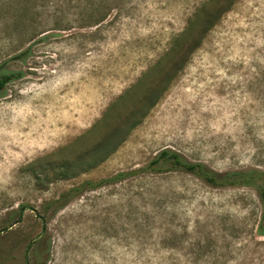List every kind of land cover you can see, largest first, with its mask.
Segmentation results:
<instances>
[{"label":"rangeland","instance_id":"obj_1","mask_svg":"<svg viewBox=\"0 0 264 264\" xmlns=\"http://www.w3.org/2000/svg\"><path fill=\"white\" fill-rule=\"evenodd\" d=\"M17 72L0 97V229L21 206L43 218L27 264H264L252 188L143 170L167 149L264 172V0H0V75ZM85 182L101 184L53 204ZM39 231L24 211L0 264H25Z\"/></svg>","mask_w":264,"mask_h":264},{"label":"trees","instance_id":"obj_2","mask_svg":"<svg viewBox=\"0 0 264 264\" xmlns=\"http://www.w3.org/2000/svg\"><path fill=\"white\" fill-rule=\"evenodd\" d=\"M22 55H16V57H21ZM20 76V73H9L0 75V97L4 93V85L10 80ZM148 172L155 170L163 171H182L201 180L204 184L213 188H223V187H250L252 188L259 200L261 206L260 212V232L262 230V224L264 222V172L256 170H248L241 172H226L217 173L209 168H206L201 163H190L184 160L180 155L175 152L169 151L167 149L161 150L158 154L150 160L147 166L143 169ZM140 170H132L126 173H117L112 179H122L126 176H131L137 174ZM101 184L99 183H82L72 189L67 190L62 193L53 204H58L60 206L67 198L73 194L79 192L82 187H95ZM52 204V203H50ZM49 204V205H50ZM48 206V204H46ZM23 206L20 207V210Z\"/></svg>","mask_w":264,"mask_h":264},{"label":"water","instance_id":"obj_3","mask_svg":"<svg viewBox=\"0 0 264 264\" xmlns=\"http://www.w3.org/2000/svg\"><path fill=\"white\" fill-rule=\"evenodd\" d=\"M24 211H29L30 213L33 214V216L35 218H37L39 221H40V231L34 236L32 237L29 242L27 243V246H26V250H25V253H24V261H25V264H27V254H28V250L29 248L35 244L40 238L41 236L43 235L44 233V229H45V223H44V220L42 217H40L36 211V209L30 207V206H23L20 210V213H19V216L16 220H14L13 222L9 223L8 225H6L5 227L1 228L0 229V235L4 232H7L8 230H10L13 226L19 224L21 222V219H22V213Z\"/></svg>","mask_w":264,"mask_h":264}]
</instances>
